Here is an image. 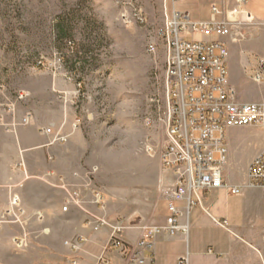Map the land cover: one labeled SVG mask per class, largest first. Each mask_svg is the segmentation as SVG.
<instances>
[{
    "label": "crops",
    "instance_id": "crops-1",
    "mask_svg": "<svg viewBox=\"0 0 264 264\" xmlns=\"http://www.w3.org/2000/svg\"><path fill=\"white\" fill-rule=\"evenodd\" d=\"M235 1L227 0L231 4ZM211 4L212 0H179L173 7L171 2L164 27L173 8L188 13L193 21L207 22L211 18ZM244 8L252 16V23L244 31L245 39L239 42L224 39L230 48L229 72L234 60L238 62L239 71L253 67V72L258 61L264 60V0H248ZM42 78V96L29 95L26 105L16 115L19 123L8 114L6 125L0 124V221L11 197L20 195L24 220L28 221L25 230L30 233V245L21 251L13 245V237L21 234L22 229L1 226V264H74V261L77 264H131L115 249H109L100 262L111 228L94 232L87 224L88 217L105 216L112 224L125 219L124 241L137 245L143 226H167L170 215L167 201L175 177L163 170L158 157L142 155L147 166L140 168L135 182L122 183L112 191L101 175L93 178L91 171L95 165L88 157L90 145L86 133L72 126L76 115H80L74 100L75 85L65 83L50 72L44 73ZM249 82L246 79L244 84L248 86ZM56 84L58 90L54 88ZM256 85L261 93L239 96L240 103H264V85ZM63 91L69 99V107L61 100ZM26 113L31 119L24 126L20 121ZM13 123L14 128L7 130ZM49 128L53 134L42 132ZM244 129L264 133L261 128ZM57 132L66 137L65 142L54 141ZM256 156L237 165L229 153L225 181L243 187L242 194L230 196L222 189L195 195L198 205L190 213L188 235L160 233L152 252L142 253L145 264H182L184 259L188 260L185 264H264V190L248 185L249 166ZM236 167L237 172L233 171ZM59 178H63L69 189L81 192L83 205H70L67 213L62 211L67 205L68 193L59 187ZM96 189L102 195L103 204L95 201L93 191ZM38 214L43 215L42 220L38 219ZM78 237H83L85 243L74 253L70 244Z\"/></svg>",
    "mask_w": 264,
    "mask_h": 264
},
{
    "label": "rangeland",
    "instance_id": "rangeland-1",
    "mask_svg": "<svg viewBox=\"0 0 264 264\" xmlns=\"http://www.w3.org/2000/svg\"><path fill=\"white\" fill-rule=\"evenodd\" d=\"M171 2L0 0V103H15L20 92L42 96L46 72L73 83L80 113L75 121L90 145L93 178L101 175L112 191L135 182L147 166L142 155L150 156L145 144L158 146L164 138L156 122L157 102L165 106L168 94L167 46L161 43L156 56L147 47L165 28ZM253 74V67L239 71L234 60L230 82L238 98L261 93ZM61 95L69 107L66 93ZM25 105L16 103L17 114ZM227 144L238 165L264 149V133L231 130Z\"/></svg>",
    "mask_w": 264,
    "mask_h": 264
},
{
    "label": "built area",
    "instance_id": "built-area-1",
    "mask_svg": "<svg viewBox=\"0 0 264 264\" xmlns=\"http://www.w3.org/2000/svg\"><path fill=\"white\" fill-rule=\"evenodd\" d=\"M179 0H172L173 7ZM248 0H236L235 4L227 0H212L211 18L207 22L193 21L190 15L173 8L167 26L160 29L156 39L148 44L147 52L157 55L160 44L167 46V88L165 106L157 102V130L164 138L158 146L152 141L145 144L150 155H160L161 165L166 173L174 175L168 208L170 215L164 228L143 226L137 245L124 241L125 219L112 224L105 216L90 215L87 224L94 232L104 227L111 228L107 249L100 262L105 259L109 249L123 253L131 264H145L144 251L152 252L156 237L162 233L187 236L190 230L189 217L192 209L198 205L194 196L204 192L211 194L224 189L230 196L242 194L243 187L233 186L225 181L224 169L228 162V133L239 128L264 129V103H240L236 89L230 82L229 50L224 39L234 42L245 39V28L252 23V16L244 6ZM144 22V20H143ZM196 36L203 38L199 39ZM60 59V62H63ZM257 84H264V60H260L253 72ZM81 83L78 85L81 88ZM29 94L20 92L16 102L0 103V124L6 125L8 114L15 118L16 103H24ZM31 116L24 117L20 124L27 125ZM19 123V122H16ZM65 124V122H64ZM79 120L73 124L79 128ZM15 123L6 127L13 129ZM53 134L51 128L42 130ZM54 141H66V137L57 132ZM60 188L68 193L67 205L62 211L67 213L70 205L80 207L84 204L78 190L69 189L63 178L58 179ZM248 185L264 190V151L250 163ZM95 201L102 203V195L93 191ZM184 203L183 207L178 204ZM42 220L43 215L38 214ZM25 210L20 195H13L6 208L2 225L18 226L22 233L13 237V245L24 251L30 245V233L25 230ZM226 224V223H225ZM85 243L83 237L76 238L70 248L74 253L80 251ZM188 260H183L182 264ZM74 264L77 262L74 261Z\"/></svg>",
    "mask_w": 264,
    "mask_h": 264
},
{
    "label": "bare ground",
    "instance_id": "bare-ground-1",
    "mask_svg": "<svg viewBox=\"0 0 264 264\" xmlns=\"http://www.w3.org/2000/svg\"><path fill=\"white\" fill-rule=\"evenodd\" d=\"M167 203H168V201H167Z\"/></svg>",
    "mask_w": 264,
    "mask_h": 264
}]
</instances>
